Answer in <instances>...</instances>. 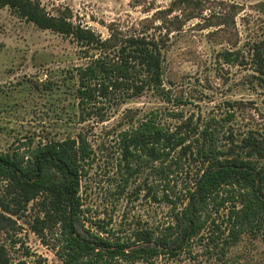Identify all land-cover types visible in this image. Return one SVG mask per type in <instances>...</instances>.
<instances>
[{
  "label": "rangeland",
  "instance_id": "rangeland-1",
  "mask_svg": "<svg viewBox=\"0 0 264 264\" xmlns=\"http://www.w3.org/2000/svg\"><path fill=\"white\" fill-rule=\"evenodd\" d=\"M29 1L102 40L144 35L163 42V87L172 102L146 91L127 100L119 94L100 99L97 110L81 111L72 73L89 65L97 51L4 8L0 154L13 156L21 176L33 181L34 155L48 141L70 137L92 151L86 160L82 152L76 156L81 207L70 221L81 237L111 231L114 238H135L137 232L166 238L167 254L154 258V264H264L263 232L237 215L252 198L264 200V183L225 187L192 212L187 200L167 202L162 194L168 185L182 198L192 188L200 162L187 156L170 168L160 163L140 168L130 161L133 173L119 149L120 133L153 114L171 130L183 129L192 119L199 132L213 131L223 151L231 148L245 156L250 149L246 143L253 140L264 153V63L258 64L264 59V0ZM231 54L235 62H228ZM196 139L201 136L191 142ZM253 158L264 170V157ZM166 170L170 177L161 183ZM45 174L49 183L67 180L51 165ZM22 193L17 182L0 178V246L12 264H62L57 252L66 239L62 220L68 204L60 214L49 191L28 202ZM193 224L197 234L184 239L183 229Z\"/></svg>",
  "mask_w": 264,
  "mask_h": 264
},
{
  "label": "trees",
  "instance_id": "trees-1",
  "mask_svg": "<svg viewBox=\"0 0 264 264\" xmlns=\"http://www.w3.org/2000/svg\"><path fill=\"white\" fill-rule=\"evenodd\" d=\"M4 8H9L19 18L41 30L71 37L79 45L97 51L89 65L79 67L75 74L72 73L73 78H77L75 97L81 111L97 110L95 104L100 99L119 94L123 96V100H127L139 97L146 91H153L169 100V103L172 102L169 90L163 87V42L160 44L161 41L144 35L127 36L123 39L114 36L102 40L90 29L74 25L65 16L52 17L46 14L40 9L38 2L29 0H0V10ZM229 56L228 62L236 61L235 54ZM263 63L264 59L258 64L263 66ZM178 116L183 118L182 114ZM183 126V129L171 130L158 123L152 114L139 121L135 127L120 133L119 149L133 173L136 171L129 165L130 161L140 168L156 163L170 168L171 163L187 156L194 157L193 162H200L192 188H187L180 198L172 187L166 185L162 200L173 202L177 199L180 202L185 199L193 212L198 203L207 201L225 187L243 184L254 187L264 183V170L258 169L257 161L253 158L255 155L264 157L263 149L258 143L247 141L246 146L250 149L244 156L231 148L226 151L219 149L213 131L205 129L199 132L192 119L185 121ZM195 136H201V139L191 142ZM78 152H82L86 160L92 151H87L84 146L77 144L76 139L70 137L64 141H48L34 155L33 181H27L21 176L18 171L21 167L13 156L0 154V178L17 182L23 189L22 195L27 202L47 190L54 199L56 212L61 214L64 202L68 204V213H65L62 220L66 239L57 252L59 261L62 264H135L144 260L154 264V258L167 254L163 249L168 244L166 238L154 239L149 232H137L135 238H114V232L108 231L104 235H92V239L81 237L75 232L70 216H77L81 207L78 196L80 169L76 161ZM176 154L179 155L177 159L174 158ZM48 165L63 173L67 180L49 183L45 174ZM169 177L170 171H163L159 181L164 183ZM237 215L243 224H247L249 228L256 227L264 234V200L252 198ZM99 228L104 230L103 227ZM198 230L197 225L186 226L183 238L191 239ZM0 264H12L4 246H0Z\"/></svg>",
  "mask_w": 264,
  "mask_h": 264
}]
</instances>
